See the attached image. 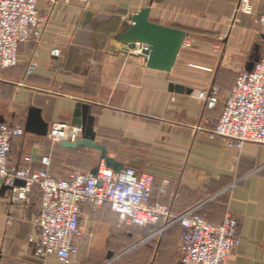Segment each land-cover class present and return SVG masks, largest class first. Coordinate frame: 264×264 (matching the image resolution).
Returning <instances> with one entry per match:
<instances>
[{
	"label": "crops",
	"instance_id": "crops-1",
	"mask_svg": "<svg viewBox=\"0 0 264 264\" xmlns=\"http://www.w3.org/2000/svg\"><path fill=\"white\" fill-rule=\"evenodd\" d=\"M250 1V15L237 13L240 0L42 3L48 18L43 42L21 45L18 66L0 72V121L25 130L34 107L50 131L55 123L74 126L78 103L90 105L95 143L124 167L154 175L153 202L175 214L197 211L215 225L233 216L241 244L228 264H264V145L248 143L237 151L210 139L223 108L209 111L197 98L217 84L229 92L238 73L260 58L264 0ZM145 9L150 22L186 33L171 72L149 68L145 46L133 49L117 38ZM171 84L186 91H171ZM62 143L25 131L13 142L10 167L19 168L29 156L41 171V157L50 155L53 176L68 179L75 170L91 172L102 164L100 151ZM4 185L0 178V193ZM13 194L0 196V264H63L54 256L36 258L28 243L41 211L38 188L23 202ZM162 226H121L109 205L87 208L70 264H117L122 258L127 264H180L182 229L162 233Z\"/></svg>",
	"mask_w": 264,
	"mask_h": 264
},
{
	"label": "built area",
	"instance_id": "built-area-1",
	"mask_svg": "<svg viewBox=\"0 0 264 264\" xmlns=\"http://www.w3.org/2000/svg\"><path fill=\"white\" fill-rule=\"evenodd\" d=\"M64 0H0V72L16 68L20 46L43 42L48 18L40 4L51 7ZM250 0H240L237 13L250 15ZM264 38V12L260 18ZM264 40V39H263ZM185 46L191 47L190 43ZM61 56V51L54 50ZM197 98L212 111L222 105V114L210 132V139L223 140L228 148L242 151L248 143L264 145V49L251 72L238 73L233 88L225 95L218 86L197 92ZM25 135L21 127L0 121V178L14 187L13 199L26 201L36 187L41 193V211L35 232L28 238L34 255L40 260L54 256L70 264L77 254L81 238V221L85 210H98L109 205L121 226L148 228L163 224L164 233L178 225L180 264H228L241 244L238 221L228 215L221 225L211 224L197 211L175 214L169 205L153 202L155 177L124 167L119 173L102 163L97 174L75 170L68 179L51 173V157H41V171H35L33 159H23L19 168L10 167L13 142ZM54 144L76 143L82 128L55 123L49 134ZM25 182L15 187L16 181Z\"/></svg>",
	"mask_w": 264,
	"mask_h": 264
},
{
	"label": "water",
	"instance_id": "water-1",
	"mask_svg": "<svg viewBox=\"0 0 264 264\" xmlns=\"http://www.w3.org/2000/svg\"><path fill=\"white\" fill-rule=\"evenodd\" d=\"M150 10L145 9L139 14L130 18L132 26L128 25L126 31L117 36L124 44L130 48L145 46L144 54L147 57V66L151 69L171 72L175 66L178 56L183 47L186 38V33L165 28L149 21ZM259 58L254 59L249 67L248 72H251ZM171 91L177 93H184L186 89L183 86L171 84ZM73 125L82 128V139L76 143L64 142L62 146L65 148L76 149L79 147L90 148L101 152L102 163L115 172L119 173L124 169V165L116 162L108 156V150L105 146L98 145L96 141V133L94 131L95 118L91 115L90 105L78 103L74 114ZM25 131L30 134L46 137L49 133V125L43 120L41 110L37 108H30L29 117L27 120ZM99 166L94 168L91 173L97 174ZM25 182L16 181L15 187L24 186ZM14 187L4 185L0 196L5 192H12Z\"/></svg>",
	"mask_w": 264,
	"mask_h": 264
},
{
	"label": "rangeland",
	"instance_id": "rangeland-1",
	"mask_svg": "<svg viewBox=\"0 0 264 264\" xmlns=\"http://www.w3.org/2000/svg\"><path fill=\"white\" fill-rule=\"evenodd\" d=\"M259 34H260V37H261L262 35H261V33H260V22H259ZM261 46H262V39H260L259 42H258V47H259L260 49L262 48ZM217 86L222 90L220 84H217ZM222 92H223L224 95L226 94V92H224L223 90H222ZM81 137H82V136H81ZM126 260H128V259L126 258ZM121 261L124 263L125 259L122 258L121 260L118 261L117 264H119ZM128 262H129V261H128ZM128 262L125 261L124 264H127ZM121 264H122V263H121Z\"/></svg>",
	"mask_w": 264,
	"mask_h": 264
}]
</instances>
